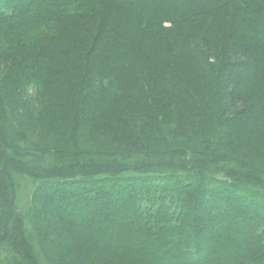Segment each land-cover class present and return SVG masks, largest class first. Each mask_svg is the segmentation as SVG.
Wrapping results in <instances>:
<instances>
[{"label":"trees","instance_id":"1","mask_svg":"<svg viewBox=\"0 0 264 264\" xmlns=\"http://www.w3.org/2000/svg\"><path fill=\"white\" fill-rule=\"evenodd\" d=\"M15 1L0 264H264V0Z\"/></svg>","mask_w":264,"mask_h":264},{"label":"rangeland","instance_id":"2","mask_svg":"<svg viewBox=\"0 0 264 264\" xmlns=\"http://www.w3.org/2000/svg\"><path fill=\"white\" fill-rule=\"evenodd\" d=\"M15 4L18 5V0L15 1ZM261 40H262V38H260V42H262ZM194 123H195V122H194ZM27 184H28V183H27ZM28 186H29V187H28ZM27 187H28V190H27L26 192H28V191H29V192L27 193V195H26V192H25V195H26V196H25V202L28 203L29 194H30V191H31L30 184H28ZM23 189H24L23 191L26 190L25 188H23ZM21 201H22V199L20 200V202H19V204H18V207H20V211H21L22 208H23L22 205H21ZM243 212H244V214H242L241 216H246V217H247V216H251V215H247V213H249V212H247V211H245V210H244ZM249 214H250V213H249ZM94 229L97 230V228H94ZM221 231L223 232L224 229H221ZM112 232H113V231H111V230H106L105 232H102V233L100 232L99 235H100L101 237H102V236L104 237V234H105V233L110 234V233H112ZM87 235H88V236H89V235H92V232H86V235H85V236H87ZM99 240H100V244H101V242L104 241V238H100ZM123 240H126V239H122L121 241H123ZM119 241H120V240H119ZM109 243H110V245H111V244L114 245V244L117 243V241H116V240H112V241H109ZM203 243L206 244V241L203 242ZM250 243H251V241H248V243H246V244H249V245H250ZM228 245H231V244H228ZM220 246H221L220 244L217 245V247H219V248H220ZM247 247H248L247 245H243V244L240 246V248H242V249H243V248H244V249H245V248L247 249ZM214 248H216V247L214 246ZM206 249H207V248L205 247L204 250H206ZM220 249H221V250H220L221 252H225V249H224L223 247L220 248ZM204 252H205V251H204ZM206 253H207V251H206ZM133 256L136 257V258H137V257H138V258L141 257V256H140V253L133 254ZM224 257H225V256H221V257H219V256H215V255H213V256H212V259H216V260L219 261V262H222V261H223V263H224V262H226V261H224V260H225ZM155 262H156V263H155ZM155 262H153V264H154V263H155V264H159V262H157V261H155ZM236 263H237V262H235V261H232V262L228 261V263H226V264H236ZM149 264H152V263H149Z\"/></svg>","mask_w":264,"mask_h":264}]
</instances>
